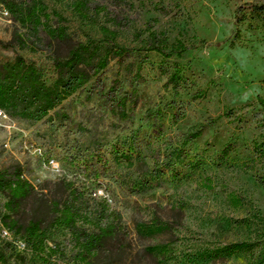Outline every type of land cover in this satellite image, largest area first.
Segmentation results:
<instances>
[{
    "label": "rangeland",
    "instance_id": "rangeland-1",
    "mask_svg": "<svg viewBox=\"0 0 264 264\" xmlns=\"http://www.w3.org/2000/svg\"><path fill=\"white\" fill-rule=\"evenodd\" d=\"M41 1L48 23L69 36L58 55L86 36L102 39V26L137 50L112 58L41 120L0 107V172L21 170L34 190L13 217L50 227L51 205L77 190L106 202L117 226L95 264H212L208 250L235 243L250 244L257 263L264 253V158L255 150L264 142L257 102L264 24H237V17L264 0H88L95 24L74 11L75 0ZM20 31L0 5V64L32 60L51 85L55 47L40 34L36 51L20 50L13 43ZM155 42L168 53L180 44L190 49L169 58L143 50ZM232 193L243 199L238 208ZM7 201L0 191L2 214ZM49 229L46 252L35 254L0 221V264H81L70 231ZM247 263L245 253L227 262Z\"/></svg>",
    "mask_w": 264,
    "mask_h": 264
},
{
    "label": "trees",
    "instance_id": "trees-1",
    "mask_svg": "<svg viewBox=\"0 0 264 264\" xmlns=\"http://www.w3.org/2000/svg\"><path fill=\"white\" fill-rule=\"evenodd\" d=\"M0 5L9 13L11 19L20 25L21 31L13 38L14 45L20 50L36 51L38 42L33 39H37L40 34H45L51 46L55 47L54 66L57 78L51 85L46 82L44 70L32 60L17 57L12 62L0 64V95L6 97L5 101L0 102V107H6L13 115L33 120L43 119L63 99L76 93L93 75L103 71L112 58L122 57L137 50L118 44L115 41L116 33L102 26L101 30L104 34L102 39L97 40L86 36L85 41L71 46L67 55L60 56L56 48L60 44L67 43L69 36L64 28L53 27L48 23L46 6L41 0H0ZM72 8L83 20L91 24L96 23L95 18L90 14L88 0H75ZM95 9L96 14L102 11ZM238 15L241 16L237 17V24L247 20L264 24V3L251 5L249 8L241 7ZM103 43L107 44L104 53L101 51ZM189 49L180 44L168 53L155 42L143 50L156 52L169 58L173 54L180 56ZM257 102L264 114V98L258 97ZM261 125L264 127V120ZM255 150L260 158H264V142L256 146ZM245 167L254 171L252 165L245 164ZM258 183L264 188V173L259 175ZM0 191L8 198L4 206L5 214H2L0 210L2 225L20 235L35 254L46 252L51 231L49 228L60 227L70 231L75 238L79 249L77 254L79 263L95 264L104 241L116 233L117 226L111 217L109 205L89 198L77 190L70 192L69 201L54 202L51 205L53 220L50 227L44 226L41 220L36 219L30 220L26 226H23L13 217L19 212L21 203L34 191L31 184L24 179L21 170L0 172ZM229 201L234 208L243 204V199L233 193L229 195ZM246 222L247 220H241L237 223ZM234 253L248 255L247 264H264V253L257 257V263L254 262L252 246L248 243H235L229 247L208 250L206 261H211L212 264H227ZM44 257L47 258L48 255Z\"/></svg>",
    "mask_w": 264,
    "mask_h": 264
},
{
    "label": "built area",
    "instance_id": "built-area-1",
    "mask_svg": "<svg viewBox=\"0 0 264 264\" xmlns=\"http://www.w3.org/2000/svg\"><path fill=\"white\" fill-rule=\"evenodd\" d=\"M3 14L5 15V16H8L9 15V13L5 10V9H3ZM1 116H4V113L2 112V111H0V117ZM100 194H101V192H100ZM6 235H7V232L5 233Z\"/></svg>",
    "mask_w": 264,
    "mask_h": 264
}]
</instances>
